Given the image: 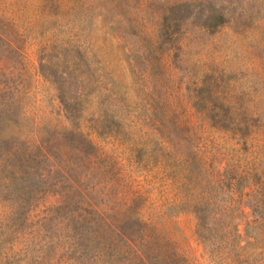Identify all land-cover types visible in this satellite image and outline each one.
<instances>
[{"label": "rangeland", "instance_id": "1", "mask_svg": "<svg viewBox=\"0 0 264 264\" xmlns=\"http://www.w3.org/2000/svg\"><path fill=\"white\" fill-rule=\"evenodd\" d=\"M65 94L82 115L74 124ZM0 109L15 142L52 143L86 190L116 181L125 198L112 213L138 197L118 217L147 221L163 237L156 254L96 250L69 215L78 194L58 208L64 189L54 178L9 183L0 170V264H264V0H0ZM154 112L180 126L171 136L185 160L179 182L149 164ZM183 184L203 195L215 185L217 203L235 206L233 249L211 250L197 214L171 208ZM247 200L260 202L256 212Z\"/></svg>", "mask_w": 264, "mask_h": 264}, {"label": "trees", "instance_id": "2", "mask_svg": "<svg viewBox=\"0 0 264 264\" xmlns=\"http://www.w3.org/2000/svg\"><path fill=\"white\" fill-rule=\"evenodd\" d=\"M225 18V14L220 13L218 15L217 24H224L226 22ZM46 76L49 77V75ZM53 82L56 83L58 80L53 79ZM60 97L69 120L73 124L81 120L80 118L82 115L74 111L72 107L74 98L66 94ZM155 112L153 113V117L157 123L152 131L155 140L151 143L149 149V154L151 155L149 164H151L153 168L164 171L167 177L170 176L171 179L179 182L187 176L182 169L185 160L182 154H175V151L179 149V145L173 141L171 136L174 133H178L180 126L176 123L172 126L165 125L163 120L159 119ZM10 117L9 110L0 109V170H8V176H6V178L9 183H12L13 179L28 178L32 176V174L36 177L50 176L54 178L57 185L59 184L62 189H64L62 191L58 190L60 195L59 203H61L57 206L58 208H66V205L70 203L69 198L71 194H78L81 197L79 204L76 205V207H72V211L69 215L72 219L83 222L84 226H86V236H88V240L94 242L96 250L103 251L114 246L113 249L123 248L125 251L138 254H156L162 251L163 244H161V239H163V237L161 238L155 233L150 223L139 218L137 219L134 216L130 217V215L123 214L124 217L121 219L118 217L120 209H123V205H129L126 210L124 209L125 213L129 212V210L133 209L134 202L138 201V197L132 199L129 197L125 201L122 199L120 203H118L120 204L119 212H117V214L112 213V210L118 207L117 204L112 206V202H116V200L120 198V194H123L125 198L124 191L116 187V181H112L111 183L107 181L103 185V177V180L100 178L93 183L90 189L88 188L86 190L81 186V177L78 178L77 175L74 174V168L70 165V159L56 155L53 151L54 145L52 143L42 139L39 141L35 139L34 142L22 140L19 144L15 142V139L9 137L6 134V129L8 121L11 119ZM80 132L90 145H94V142L89 139V133L85 134L81 129ZM20 139L21 138L18 137L19 141ZM143 146L145 145L139 147L137 151L142 152L145 148ZM89 163L91 162L89 161ZM45 165L47 167H43ZM98 186H101V188H98ZM10 189H7L9 193ZM208 190L211 191V194L203 195L196 186L187 189L184 184L180 185L178 186V197H180V199L176 203H173L171 208H179L180 210L190 209L197 214L198 234L205 243L207 242L211 250L220 252L222 247L233 249V243L235 242L233 240L237 237V232L239 230L238 224L233 221L234 217L232 216V219H228V212L235 209V206H220L217 203L214 196V192H217V187L215 185ZM231 190V193L240 194V199L234 198L233 195V201L235 203H241V196L244 197L246 195L244 188L236 183L235 187ZM95 191L102 192L109 197L106 205H102L98 199L92 196ZM23 203L21 201V204ZM259 203L246 201V204L249 205L254 212L258 210ZM84 204L90 207V209H84L82 207ZM260 206L262 207L263 205H259V208ZM23 208L25 209L26 207L22 205L21 209L23 210ZM27 214L26 208V212H24V214L22 213V216ZM261 216L259 215L260 218H262ZM110 236L113 240L110 239ZM116 239H118V241H116ZM165 245H167V242ZM239 248L241 247L239 246ZM175 255V252L170 251V257H174ZM171 263L172 261H168L163 264Z\"/></svg>", "mask_w": 264, "mask_h": 264}]
</instances>
